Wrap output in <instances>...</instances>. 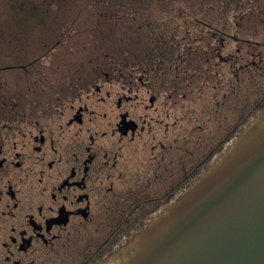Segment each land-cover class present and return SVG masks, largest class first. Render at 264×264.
I'll return each mask as SVG.
<instances>
[{
	"label": "flooded vegetation",
	"instance_id": "1",
	"mask_svg": "<svg viewBox=\"0 0 264 264\" xmlns=\"http://www.w3.org/2000/svg\"><path fill=\"white\" fill-rule=\"evenodd\" d=\"M71 27L0 23V264H97L239 132L235 124L221 137L219 111L208 108L219 102L195 114L188 94L217 79L228 80L231 104L242 88L264 90V0L202 8L196 34L184 24L173 65Z\"/></svg>",
	"mask_w": 264,
	"mask_h": 264
},
{
	"label": "water",
	"instance_id": "2",
	"mask_svg": "<svg viewBox=\"0 0 264 264\" xmlns=\"http://www.w3.org/2000/svg\"><path fill=\"white\" fill-rule=\"evenodd\" d=\"M97 264H264V110Z\"/></svg>",
	"mask_w": 264,
	"mask_h": 264
},
{
	"label": "trees",
	"instance_id": "3",
	"mask_svg": "<svg viewBox=\"0 0 264 264\" xmlns=\"http://www.w3.org/2000/svg\"><path fill=\"white\" fill-rule=\"evenodd\" d=\"M227 3L228 0H19L18 8L11 9L16 11L7 15L22 16L21 22L71 24L74 27L70 29L82 33L77 36L79 39L105 40L109 46L122 50L120 54L139 55L144 61L158 56L163 63L173 65L182 62L184 24L188 23L189 32L196 34L201 9L226 7ZM100 25L108 27L103 35L97 31ZM189 38L196 39L193 35ZM197 55L196 42H190V78H196ZM263 109L264 105L254 108L237 125V132L248 117Z\"/></svg>",
	"mask_w": 264,
	"mask_h": 264
},
{
	"label": "rangeland",
	"instance_id": "4",
	"mask_svg": "<svg viewBox=\"0 0 264 264\" xmlns=\"http://www.w3.org/2000/svg\"><path fill=\"white\" fill-rule=\"evenodd\" d=\"M17 1L19 0H0V9H13L12 7H16L18 8ZM9 11H16V9L14 10H9ZM7 11V12H9ZM3 10H0V23H9V18L14 20V21H18L21 22V18L22 16L19 15H7V14H3ZM13 21V22H14ZM108 30L107 25H100L97 29V31H99L100 35H103L104 33H106ZM92 40H96V39H92ZM216 81H220L219 86H217V88H213V84L214 81H212L209 84H204V88L203 90H201L200 93H197V91H193L190 94H188V104H189V110L190 112H194L195 114L201 109L202 105L206 106L207 103L214 105L216 101L219 102V106L216 104L215 106L211 105L208 107L210 112L212 113H218L221 116V124L220 125V136L223 137V135L225 134V131L227 129H229V126L232 127L236 124V126L238 124H241V122L244 120V118L257 106V101L260 100L262 94H264V90L262 92L260 91H255L253 89V92L251 93V95H246L244 93V88H242V90L237 91L236 94V104H231L233 99L231 97V93L228 90L229 88V83L228 80L225 79H220V80H216ZM217 84V82H216ZM233 96V94H232ZM245 97L248 98V100L251 101V109L249 110V105L245 106L244 104V99ZM240 100H242V102L240 103ZM211 107V108H210ZM208 110V109H207ZM201 111V110H200ZM208 112V111H206ZM251 117V116H250ZM248 117L247 119L249 120ZM215 126V124H214ZM213 125H210V128H212Z\"/></svg>",
	"mask_w": 264,
	"mask_h": 264
}]
</instances>
